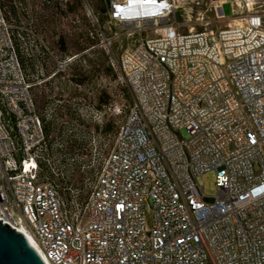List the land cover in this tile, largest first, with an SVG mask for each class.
I'll use <instances>...</instances> for the list:
<instances>
[{
    "label": "built area",
    "instance_id": "1",
    "mask_svg": "<svg viewBox=\"0 0 264 264\" xmlns=\"http://www.w3.org/2000/svg\"><path fill=\"white\" fill-rule=\"evenodd\" d=\"M180 1L204 0H104L107 23L136 37L119 53L85 3L94 30L82 40L101 41L131 102L94 109L122 120L84 196L54 179L57 109L41 112L34 94L55 78L70 91L77 56L57 57L29 11L18 20L0 0V221L48 264H264V27L183 34ZM210 1L224 18L237 0ZM210 172L215 196L199 183Z\"/></svg>",
    "mask_w": 264,
    "mask_h": 264
},
{
    "label": "rangeland",
    "instance_id": "2",
    "mask_svg": "<svg viewBox=\"0 0 264 264\" xmlns=\"http://www.w3.org/2000/svg\"><path fill=\"white\" fill-rule=\"evenodd\" d=\"M232 1L235 2V0ZM249 1L237 0L235 2L237 5L234 4V7L230 3L225 4L223 6L224 18H220L222 11L218 2L213 3L210 0H204L197 4L191 1H180L176 3L171 19L179 25V32L183 34L189 31H202L206 27L217 30L226 27L228 24L245 26L247 20H252L257 25L264 27V0ZM74 2L76 8L73 12H70L68 5ZM33 3H37L39 7L34 12L29 11L26 13L24 22H29L30 25H26L44 37L47 46L57 57L63 59L73 55L77 56L71 70L64 75L91 76L92 105L95 106V103H99V101H103L104 104V101H107L108 98L109 104L120 103L123 99L131 102L130 90L123 79L114 72L112 76L107 74L108 56L101 41L94 39L85 43L82 40L86 29L94 30L92 26L93 19L88 16L89 12L85 3H89L95 16L99 19L100 25L103 28L106 27L108 37L117 35L118 39L112 45L115 53H119L122 47L132 45L136 40V37L128 38L126 34L123 35L125 31L107 23L104 16V0H28L29 6ZM250 6L251 8H249ZM153 35H155L153 32L149 33V36ZM60 39H62V42H60ZM20 53H23L22 48H20ZM54 68L55 65L50 63V71H53ZM32 80L35 84L37 83L35 78H32ZM50 83L47 82L42 85L43 93L41 95V86L39 85H35L34 92L42 100L41 112L44 108L43 103L47 104L50 101L60 116L53 122L55 128L50 134L55 139L52 149L65 154V157L50 159V165L56 168L58 174L54 176V179L62 187H70L73 192H76V190L83 191L85 196L93 186L97 169H99L101 162L113 146L115 131L109 137L105 133L102 136L101 130L105 127L107 120L115 123L122 120V118L104 119V116L102 117L100 113L94 110L91 122L87 119L75 123L70 116L71 107L65 102L67 95H69V88L56 78L51 80ZM50 85L59 88V90L52 89L49 92ZM61 90L64 93L60 92ZM60 94L64 97H59ZM53 96H55V100L61 102L57 103L54 99L50 100ZM96 109L101 110L102 108L100 106ZM65 112L67 113L66 117L61 115ZM113 125L115 126V124ZM73 142L75 144L74 148H66L71 146L70 144ZM67 143L70 144L67 145ZM62 145L65 147H62ZM199 183L204 185L206 195L215 196L216 187L213 172L205 174L199 180Z\"/></svg>",
    "mask_w": 264,
    "mask_h": 264
},
{
    "label": "water",
    "instance_id": "3",
    "mask_svg": "<svg viewBox=\"0 0 264 264\" xmlns=\"http://www.w3.org/2000/svg\"><path fill=\"white\" fill-rule=\"evenodd\" d=\"M0 221V264H45L23 234Z\"/></svg>",
    "mask_w": 264,
    "mask_h": 264
},
{
    "label": "flooded vegetation",
    "instance_id": "4",
    "mask_svg": "<svg viewBox=\"0 0 264 264\" xmlns=\"http://www.w3.org/2000/svg\"><path fill=\"white\" fill-rule=\"evenodd\" d=\"M73 83L67 95L65 102L71 107V119L75 123H79L85 120L89 122L93 119L94 109L99 107L98 102L95 106L92 105L91 98V76L85 75L84 77H78L73 75ZM59 97H64L62 94ZM61 102V101H60ZM104 107L103 101L101 102V108ZM88 122V123H89ZM102 136L104 135V128L101 130Z\"/></svg>",
    "mask_w": 264,
    "mask_h": 264
},
{
    "label": "trees",
    "instance_id": "5",
    "mask_svg": "<svg viewBox=\"0 0 264 264\" xmlns=\"http://www.w3.org/2000/svg\"><path fill=\"white\" fill-rule=\"evenodd\" d=\"M2 1V6L3 8L6 10L7 13L11 14L13 17H15L16 19L19 20L20 18V15L25 13V12H28V11H32L34 12L35 9H37L39 7V5L37 3H33L31 6L28 5V0H1ZM76 8V3H72L71 5H68V10L70 12H73ZM20 14V15H19ZM62 39H60V42ZM105 58V57H104ZM31 68V66H30ZM106 69H107V74L108 75H113V71L111 70L109 64H108V60H107V66H106ZM33 70V69H32ZM35 88V87H34ZM35 91V90H34ZM35 94V97H36V103H37V106L38 108L40 109L41 107V104H42V100L41 98H39V96L36 94V92H34ZM41 95V94H40ZM108 98V97H107ZM103 99V98H102ZM104 100H105V97H104ZM109 101V98L107 101H104V107L109 105L108 103ZM45 102L43 103V107L45 106ZM99 107L101 106V102L99 101ZM71 112V111H70ZM62 116L66 117L67 116V113H62L61 114ZM71 116V115H70ZM57 117H60L59 116V113H57ZM114 123L111 121V120H107V122L105 123V127H104V133L108 136L110 135L111 133H113L115 131V126L113 125ZM55 128V125L54 123H49L47 126H46V131L48 134H50V132L52 130H54ZM55 142V139H53L50 144H51V147H53V144ZM70 143H67V145H69ZM71 146H68L66 148L70 149V148H74L75 147V144L74 142L70 144ZM62 147H65L64 145H62ZM53 158V157H50V159Z\"/></svg>",
    "mask_w": 264,
    "mask_h": 264
},
{
    "label": "bare ground",
    "instance_id": "6",
    "mask_svg": "<svg viewBox=\"0 0 264 264\" xmlns=\"http://www.w3.org/2000/svg\"><path fill=\"white\" fill-rule=\"evenodd\" d=\"M246 1H249V0H246ZM250 2V1H249ZM251 4V3H250ZM248 5V4H247ZM253 5V4H252ZM251 8V6L249 7ZM240 26V25H238ZM246 26V25H245ZM240 27H244V26H240ZM19 233L23 234V236L26 238L27 242L29 243V245L37 252V254L40 256V258L42 259V261L45 263V264H48L44 259L43 257L39 254L32 238L28 235V234H25L23 231H19Z\"/></svg>",
    "mask_w": 264,
    "mask_h": 264
}]
</instances>
